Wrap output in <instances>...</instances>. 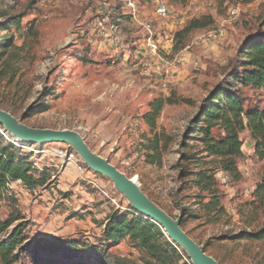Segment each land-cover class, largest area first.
Instances as JSON below:
<instances>
[{"label": "rangeland", "instance_id": "obj_1", "mask_svg": "<svg viewBox=\"0 0 264 264\" xmlns=\"http://www.w3.org/2000/svg\"><path fill=\"white\" fill-rule=\"evenodd\" d=\"M138 1L143 20L154 18L153 4H146L151 0ZM202 1L211 4L195 17L210 15L211 23L205 19V27L180 37L175 34L191 17L183 25L166 29L176 42L169 56L181 51L186 61L164 85L155 74L143 75L131 53L144 33L139 29L142 19L135 22L122 16L124 45L113 55L103 50L94 33L98 0H0V108L27 129L79 131L94 154L137 177L144 193L175 220L183 215L188 218L193 212L195 217H189L191 221L181 228L220 264H264V239L246 238L264 225V200L250 193L264 179V160L254 156L248 131L241 133L239 178L224 172L217 159H204L202 143L193 139L199 132L191 133L210 93L228 81L236 85L230 75L242 70L235 65L243 44L264 30V0L244 4L233 19L230 10L239 0ZM115 2L112 4L120 6L121 13L122 5ZM156 22L160 30L165 29ZM218 29L222 36L207 40V33ZM129 53L127 60L125 54ZM242 92L246 109L264 108V89L242 88ZM170 96L179 102L164 105L152 131L144 114L153 100ZM155 132L159 133L160 146L167 143L161 164L152 163V152L146 149ZM213 132L217 137L222 134L218 128ZM0 133L7 142L22 145L29 162L40 171L45 169L51 178L36 190L11 182L0 197V216L18 217L13 225L24 224L27 242L61 237L87 245L76 258L43 253L38 263L195 264L189 253L178 247L182 259L172 254L163 262L148 255L138 242L106 240L104 229L111 214L141 212L114 180L85 163L69 141H17L1 123ZM61 151L76 154L85 167L83 175L75 163L63 161ZM191 153L196 155V163L186 159ZM205 160L210 163L204 165ZM204 167L215 174L224 213L215 214L199 204L190 172ZM209 200L204 197L202 202ZM18 264L34 263L28 258Z\"/></svg>", "mask_w": 264, "mask_h": 264}, {"label": "trees", "instance_id": "obj_2", "mask_svg": "<svg viewBox=\"0 0 264 264\" xmlns=\"http://www.w3.org/2000/svg\"><path fill=\"white\" fill-rule=\"evenodd\" d=\"M172 3L186 4L189 0H169ZM244 4H249L254 0H239ZM205 19L211 23L213 18L208 15L203 18H192L190 22L177 34L180 37L188 35L191 31L205 27ZM13 43L11 42V44ZM176 42L173 49L176 48ZM3 46H0V49ZM241 68V72L230 75L234 79L236 86L231 81L227 85H218L210 95L204 100L199 115L194 123L197 128L191 133L199 132L198 139L203 145L204 159L212 158L219 161L220 168L228 173L232 178L241 177L237 160L243 155V140L241 133L248 131L254 143L253 154L258 160H264V108L254 107L246 109L244 104L245 96L242 88L254 90L264 89V30H259L257 34L249 37L243 44L239 52V59L235 68ZM179 99L157 98L150 103V110L147 111L143 119L151 127L156 129V119L160 115L165 104H176ZM218 128L222 134L217 137L213 129ZM192 138V136H189ZM159 133L155 132L146 149L152 163L161 164L162 155L167 147L159 145ZM188 161L196 163L194 153L187 154ZM210 163L205 160L204 165ZM192 175V187L198 190L196 197L200 199L202 208L213 213H224L225 207L221 202L219 187L215 174L207 168L190 172ZM50 175L46 170H38L36 166L29 162L27 156L22 153V148L11 142H7L0 133V197L8 190V184L21 181L30 190H36L47 185ZM254 197L264 200V179L256 185ZM204 197H209L208 203L202 202ZM201 208V207H200ZM195 211L196 209H192ZM190 218L195 216L190 212ZM188 217V218H189ZM185 215L181 218L184 226L188 221ZM18 217L10 215L7 218L0 216V264H18L31 258L34 264L43 257V253L61 255L65 258L77 256L81 248H87L85 243L77 240L65 239L61 237L37 239L34 242H27L28 237L24 234V224H18L12 228ZM104 229L106 240L117 243L125 239H130L147 251L148 255L158 261L167 262L170 255L175 254L179 259L177 247L183 253L179 244L172 243L163 233V229L149 217L143 214H120L114 212L107 220ZM189 234L190 232L187 231ZM238 237V236H236ZM247 239L263 240L264 225L256 232L246 234ZM96 251V250H95Z\"/></svg>", "mask_w": 264, "mask_h": 264}, {"label": "built area", "instance_id": "obj_3", "mask_svg": "<svg viewBox=\"0 0 264 264\" xmlns=\"http://www.w3.org/2000/svg\"><path fill=\"white\" fill-rule=\"evenodd\" d=\"M69 1V0H68ZM72 1V0H70ZM99 9L97 10V16L94 20L95 31L98 34L101 44H103L104 49L112 52L113 55H117L120 49L124 45V35L122 33V28L124 22L122 21V16H129L131 20L138 22L143 20L144 17L141 16V7L138 0H116V4L122 5V11L120 13V6H115L112 4L113 0H98ZM148 1V0H145ZM153 4V10L151 14L154 18H145L143 21H139L141 24V29L144 33L143 36L138 38V41L134 43V53L135 64L141 66L143 75L150 76L152 74L160 77V80L164 82V85L170 83L172 76L178 73L180 65H183L186 61V55L183 52H177L175 55L170 57L171 49L174 46V36L167 32L168 27H177L183 25L187 19L199 15L203 7L211 4L210 1L199 0H189L186 4L175 5L169 0H151L146 3ZM177 4V3H176ZM244 3L238 1L230 10V17L236 18L240 15ZM121 14V15H120ZM143 15V14H142ZM144 16V15H143ZM45 18L47 17L44 16ZM157 21H160L165 29H159ZM222 36V31L211 30L207 33V40H216ZM129 52V51H127ZM125 54L126 59H130V54ZM194 64L197 65V62ZM15 145L21 147L16 142H12ZM62 156L66 158V163H75L80 173L83 175L85 167L80 164L79 160L76 158L74 152H60ZM246 175L249 172L246 170ZM22 183L21 181H18ZM92 183L96 184L95 181ZM10 183L8 184V187ZM98 186V185H97ZM101 187V186H99ZM256 191V187L253 186L250 193L253 194ZM231 213L236 214L234 210Z\"/></svg>", "mask_w": 264, "mask_h": 264}, {"label": "water", "instance_id": "obj_4", "mask_svg": "<svg viewBox=\"0 0 264 264\" xmlns=\"http://www.w3.org/2000/svg\"><path fill=\"white\" fill-rule=\"evenodd\" d=\"M14 118L9 112L0 108V123L13 134L17 141L29 143H45L52 141H69L80 156L92 169L107 175L123 190L130 193L133 205L143 214L157 223L165 236L172 242L179 244L189 253L195 264H220L214 257L208 255L204 249L181 228V220H175L166 211L153 202L142 190L141 186L108 160L94 154L85 143L84 137L76 130H21L14 125ZM19 121V120H18ZM20 122V121H19ZM28 128V127H27ZM124 191V190H123ZM125 192V191H124ZM128 196V194L125 192ZM129 197V196H128ZM13 226L12 228H14Z\"/></svg>", "mask_w": 264, "mask_h": 264}, {"label": "bare ground", "instance_id": "obj_5", "mask_svg": "<svg viewBox=\"0 0 264 264\" xmlns=\"http://www.w3.org/2000/svg\"><path fill=\"white\" fill-rule=\"evenodd\" d=\"M14 125L16 126V128L21 129V130L34 131V130H31V129H27L24 126H21L17 120H14ZM61 158L63 159L64 162H66V158L64 156L61 155ZM132 178H133L134 181H136L138 183L137 177H132ZM123 190L128 194L129 198L132 199L131 196H130V193L127 191V189L123 188Z\"/></svg>", "mask_w": 264, "mask_h": 264}]
</instances>
